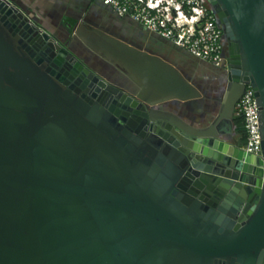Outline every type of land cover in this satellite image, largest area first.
<instances>
[{"label": "water", "instance_id": "1", "mask_svg": "<svg viewBox=\"0 0 264 264\" xmlns=\"http://www.w3.org/2000/svg\"><path fill=\"white\" fill-rule=\"evenodd\" d=\"M207 1L229 83L199 127L0 0V264L262 262L264 0ZM248 85L258 154L230 137Z\"/></svg>", "mask_w": 264, "mask_h": 264}, {"label": "crops", "instance_id": "2", "mask_svg": "<svg viewBox=\"0 0 264 264\" xmlns=\"http://www.w3.org/2000/svg\"><path fill=\"white\" fill-rule=\"evenodd\" d=\"M13 1L104 78L160 102L156 108L199 127L209 125L219 112L229 83L227 70L130 16L117 14L100 0ZM241 134L234 124L232 141L240 143Z\"/></svg>", "mask_w": 264, "mask_h": 264}, {"label": "built area", "instance_id": "3", "mask_svg": "<svg viewBox=\"0 0 264 264\" xmlns=\"http://www.w3.org/2000/svg\"><path fill=\"white\" fill-rule=\"evenodd\" d=\"M10 7L13 0H1ZM121 16H130L151 31L188 50L194 56L227 70L224 31L216 14L201 0H100ZM260 106L256 93L248 85L237 106L244 119L247 148L258 154L262 148Z\"/></svg>", "mask_w": 264, "mask_h": 264}, {"label": "flooded vegetation", "instance_id": "4", "mask_svg": "<svg viewBox=\"0 0 264 264\" xmlns=\"http://www.w3.org/2000/svg\"><path fill=\"white\" fill-rule=\"evenodd\" d=\"M201 1H202L205 5H207L209 8H211V7H210V4L208 3L207 0H201ZM222 43H223V47H224L225 55H226L227 59H229V54H228V52H229V41H228V39H227V36H226L225 32H224L223 35H222ZM220 69L226 70V69H224V68H220ZM236 117H237V114H236ZM239 138H240V139H239V140H240V143H237V144L244 146V147L248 150V148H247L248 138H247V134H246V132H245V133H242L241 136H240ZM248 151H249V150H248ZM249 152H250V151H249ZM251 153H252V152H251ZM253 154H254V153H253ZM260 264H264V257H263V260H262V262H261Z\"/></svg>", "mask_w": 264, "mask_h": 264}, {"label": "trees", "instance_id": "5", "mask_svg": "<svg viewBox=\"0 0 264 264\" xmlns=\"http://www.w3.org/2000/svg\"><path fill=\"white\" fill-rule=\"evenodd\" d=\"M235 125L241 133H245L244 119L241 116H237L235 119Z\"/></svg>", "mask_w": 264, "mask_h": 264}]
</instances>
